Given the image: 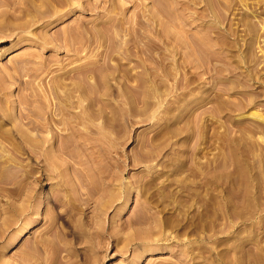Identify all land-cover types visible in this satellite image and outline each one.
Instances as JSON below:
<instances>
[{
  "label": "rangeland",
  "instance_id": "374dc122",
  "mask_svg": "<svg viewBox=\"0 0 264 264\" xmlns=\"http://www.w3.org/2000/svg\"><path fill=\"white\" fill-rule=\"evenodd\" d=\"M0 264H264V0H0Z\"/></svg>",
  "mask_w": 264,
  "mask_h": 264
},
{
  "label": "bare ground",
  "instance_id": "6f19581e",
  "mask_svg": "<svg viewBox=\"0 0 264 264\" xmlns=\"http://www.w3.org/2000/svg\"><path fill=\"white\" fill-rule=\"evenodd\" d=\"M22 231H23V228L19 229V231L17 232V235H16L17 238H19L22 235Z\"/></svg>",
  "mask_w": 264,
  "mask_h": 264
}]
</instances>
